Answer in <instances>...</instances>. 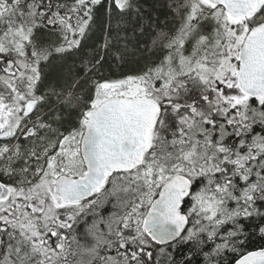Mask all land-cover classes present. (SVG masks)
Here are the masks:
<instances>
[{"label":"snow or ice","instance_id":"6c2138e0","mask_svg":"<svg viewBox=\"0 0 264 264\" xmlns=\"http://www.w3.org/2000/svg\"><path fill=\"white\" fill-rule=\"evenodd\" d=\"M260 37L264 0H0V264H264ZM112 85L155 105L150 146L90 182Z\"/></svg>","mask_w":264,"mask_h":264},{"label":"water","instance_id":"95a60500","mask_svg":"<svg viewBox=\"0 0 264 264\" xmlns=\"http://www.w3.org/2000/svg\"><path fill=\"white\" fill-rule=\"evenodd\" d=\"M244 80L248 87L260 88L264 81V37L257 38L246 46V63L243 66ZM106 113L103 127L90 142L88 159L97 169L90 182L103 173L105 168L130 167L125 161L141 163L144 151L150 146L155 105L144 99L111 98L104 101ZM90 182L77 185L67 181L60 185L63 202L74 204L80 195L86 194ZM187 191V182L182 177H173L165 184V192L171 193L165 202L170 209L173 202ZM158 218L156 223H160ZM167 222V221H165Z\"/></svg>","mask_w":264,"mask_h":264},{"label":"trees","instance_id":"16d2710c","mask_svg":"<svg viewBox=\"0 0 264 264\" xmlns=\"http://www.w3.org/2000/svg\"><path fill=\"white\" fill-rule=\"evenodd\" d=\"M154 20H155V17H154ZM162 20V23H161V27L164 28L165 31H167L168 29L164 26L163 24V18H161ZM172 22L169 21V24H171ZM10 44V41L7 40V39H3V40H0V45L4 46V47H8ZM15 47V46H13ZM68 64L70 65L71 64V60L68 59ZM113 71H116V69L114 68ZM89 95V92L88 90L85 88L82 92V94L80 92L77 93V103H76V110L79 111L81 110L86 104H87V97ZM63 102V99L61 100H55L54 98V102L50 105H45V108L42 109L43 111H48L50 110L52 107H59L60 104ZM66 108H70L71 106L69 105H66L65 106Z\"/></svg>","mask_w":264,"mask_h":264},{"label":"rangeland","instance_id":"374dc122","mask_svg":"<svg viewBox=\"0 0 264 264\" xmlns=\"http://www.w3.org/2000/svg\"><path fill=\"white\" fill-rule=\"evenodd\" d=\"M119 88V85H112L110 86L109 88L107 89H104L103 92H102V99H107L109 96H112V95H116V89ZM124 97H127V98H134V97H140L137 95V91L134 87H130L127 92H125L124 94Z\"/></svg>","mask_w":264,"mask_h":264},{"label":"flooded vegetation","instance_id":"af4514ba","mask_svg":"<svg viewBox=\"0 0 264 264\" xmlns=\"http://www.w3.org/2000/svg\"><path fill=\"white\" fill-rule=\"evenodd\" d=\"M41 112H43V110H41ZM38 114H40V113H38ZM77 164H79V160H77Z\"/></svg>","mask_w":264,"mask_h":264}]
</instances>
